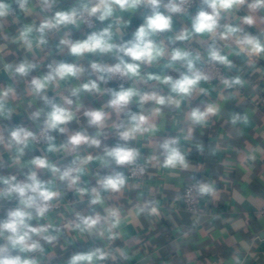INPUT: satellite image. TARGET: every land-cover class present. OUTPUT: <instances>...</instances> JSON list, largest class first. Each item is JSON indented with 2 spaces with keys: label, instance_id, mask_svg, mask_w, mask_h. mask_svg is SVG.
Listing matches in <instances>:
<instances>
[{
  "label": "clouds",
  "instance_id": "9594fccd",
  "mask_svg": "<svg viewBox=\"0 0 264 264\" xmlns=\"http://www.w3.org/2000/svg\"><path fill=\"white\" fill-rule=\"evenodd\" d=\"M262 85L264 0H0V264H264Z\"/></svg>",
  "mask_w": 264,
  "mask_h": 264
},
{
  "label": "crops",
  "instance_id": "0c3cea01",
  "mask_svg": "<svg viewBox=\"0 0 264 264\" xmlns=\"http://www.w3.org/2000/svg\"><path fill=\"white\" fill-rule=\"evenodd\" d=\"M262 87H264V85H262ZM262 100H264V97H262ZM261 113L264 114V103H261ZM216 131L217 132L222 131V129L220 128L219 122L216 125ZM261 174H264V173H261ZM256 179H257V181L259 180V175L256 177ZM259 187H260V185H259V183H257L255 185V188H259ZM224 210L227 211V208H225ZM252 212L254 213L255 210L253 209ZM252 223L255 226V224H256L255 215H253ZM165 226H170V225L166 224ZM230 231H231V229H230ZM153 243L154 244L155 243L165 244L166 241L163 240V239L153 240ZM204 243L207 244V245H210V251L205 252L204 257L208 258V259H211L213 261L218 260L219 256H220L221 249L217 246V244L215 242H212V241H205ZM259 250L262 253H264V245H261ZM225 254H226V251H225Z\"/></svg>",
  "mask_w": 264,
  "mask_h": 264
}]
</instances>
